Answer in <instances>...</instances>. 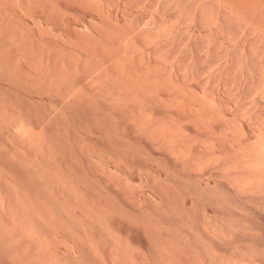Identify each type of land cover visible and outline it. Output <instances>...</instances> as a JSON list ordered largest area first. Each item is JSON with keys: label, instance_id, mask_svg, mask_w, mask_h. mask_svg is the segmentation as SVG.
<instances>
[{"label": "rangeland", "instance_id": "obj_1", "mask_svg": "<svg viewBox=\"0 0 264 264\" xmlns=\"http://www.w3.org/2000/svg\"><path fill=\"white\" fill-rule=\"evenodd\" d=\"M98 1L0 2V264H164L165 235L216 224L195 186L232 188L194 157L264 131V0ZM40 55L50 91L23 77ZM140 112L181 125L186 159Z\"/></svg>", "mask_w": 264, "mask_h": 264}, {"label": "bare ground", "instance_id": "obj_2", "mask_svg": "<svg viewBox=\"0 0 264 264\" xmlns=\"http://www.w3.org/2000/svg\"><path fill=\"white\" fill-rule=\"evenodd\" d=\"M46 1L47 2L51 1L50 4L53 5L52 4L53 0H46ZM86 1L88 2V0H86ZM103 1L99 0L98 2H100L102 5L103 4L105 5V3ZM0 2H1V0H0ZM104 5H103V7H104ZM97 6H100V5L97 4ZM101 8H102V6H101ZM89 22H88V25H89ZM94 26H96V25H94ZM96 27H98V26H96ZM120 27H122V26H120ZM9 36H10V34H9ZM141 36H143V34H141ZM4 37H6V36H4ZM120 40H123V39H120ZM84 41L86 42V40H84ZM88 43H90V42H88ZM88 43L85 44L84 47H81L80 54H78L79 55V59H82V57L84 55H87V56L91 57V55H92L91 54L92 47ZM93 50H95V48ZM16 53H17V51H16ZM93 53H94V51H93ZM24 54H25L24 56H26V57L28 56V53H26V51H25ZM30 54L31 53H29V55ZM47 55H49V54H47ZM39 57H40L39 58L40 60L39 61L37 60V62H36V60H35V62H33L32 60H29V65H30V68H31L30 72L31 73H28V72L24 73L23 77L26 78L27 81H29V83L30 82H38L40 84V86H42V87H44V88H46L47 90L50 91V89L51 90L53 89V87H54V79H56V78H54V71H53V68L50 65L49 58L45 59V57L43 55H40ZM63 58H64V56H63ZM17 59H19V58L17 57ZM96 60H95V62H96ZM116 62H114L111 65V70L112 69L116 70V71L119 70L120 65L116 66L115 65ZM19 63H20V60H19ZM120 63H122V62L120 61ZM96 64H97V62H96ZM121 68H123V67L121 66ZM145 69H147V68H145ZM34 72H35V75L33 74ZM11 73H13V72H11ZM110 73H109V75H110ZM118 73H119V71H118ZM118 73H116L117 77H118V75H117ZM107 78H109V77H107ZM131 78H132V75H131ZM126 79H128V78H126ZM174 86H176V85H174ZM170 88H168V89H170ZM182 90H184V89H182ZM185 92H186L187 95H192L191 92H193V91H190V90H188L186 88ZM48 93H50V92H48ZM194 93H195V91H194ZM133 94H135V93H132L131 96ZM194 96L195 95L193 94V97ZM175 97H176V94H175ZM186 97H187V99L189 98V100H190V96L189 97L186 96ZM170 98H171V96H170ZM174 99L176 100V98H174ZM193 99H195V98H193ZM193 99L191 98L192 102H188V104L185 103L186 105H184L182 102L180 104H183L184 106H186L185 109H187V111L189 112V114H190L189 116H191L193 118H196V119H199V118H201L203 116V114L201 113L200 109H198V107H200L202 105H206L205 104V100L200 99L199 101L193 102ZM160 100H161V98H160ZM163 101H165V100L163 99ZM170 101L171 100H169L168 102H170ZM180 101H182V100H180ZM178 102H179V99H178ZM171 104H172V102H171ZM147 113H150V112H147ZM147 113L144 112V113H141V114L143 116L142 117L143 121H146V125L150 129V131L152 130L153 132L161 134V135L164 134L165 137H167L166 139H168L167 141L172 145L174 150H176L178 153L182 154L184 157L187 156L189 154V147L187 146V144L185 145V143L184 144L179 143L178 140H177V136H176L177 135L176 134L177 128H179V126L181 127V125L178 124V123L176 124V122H175L176 125L173 128V126L169 127L171 125L170 123H169L170 125H167V124H163V123H160V122H152L151 118H150L151 116L148 115ZM191 117H189V118H191ZM202 118H204V117H202ZM226 119H227V117H226ZM218 120H219V118H218ZM163 122H165V121H163ZM20 126H21V124L19 123V127ZM23 126L24 125H22V127ZM206 127H208V126H206ZM223 129H224V127H223ZM183 130H184V128H183ZM228 131H230V130H227V132ZM13 132H14V130H13ZM253 132H254V130H253ZM257 133H258V138H259L258 142H256L257 141L256 139H255V141H252L253 137L250 138V137H248V135H247V138H244L242 140L241 139L240 140L237 139L238 141L234 137V139L236 141L235 140L228 141L227 144H226V150L225 151L220 152V153H216L215 151H212L209 154L207 153V156H199V154L202 155V153L204 152L202 150V148L204 146L208 145L206 142H209L207 139H206L207 140L206 142L203 141V140H205V137L204 138L202 137L203 139L200 138V139H202V141L200 140L198 144L200 146H203L200 149V150H202V153L200 152L198 154V157H196L195 154H194V156H195L194 158L195 159L193 160V163L196 164L199 167H201L203 165H206L208 163H213L215 166L218 167V169H220V171H222L225 174L226 179L228 178V180H227L228 184L231 185L232 188H234V189L231 188L232 190L231 189L229 190V189H226V188H220V190H219L217 185L215 186V188H213V187L210 188L209 184L205 183V181L203 183H200L199 185H197V187L195 186V188L197 189V191L199 193V197L197 196L198 198L197 199L195 198L196 199V203L197 202L199 203V200L204 199L208 203L212 204V207H214V216H212V217H215L216 224L213 222L215 225H213L212 227L210 226L211 229L208 232H210L211 235H165V243L163 245L164 246V251H165L164 264H264V234H263L264 233V131L260 130ZM30 134L33 135V132H31ZM185 134L186 133H183L181 136L183 137V135H185ZM224 134H226V132ZM232 135H235V134L232 133ZM185 137L186 136H184L183 138H185ZM228 137H230V136H228ZM239 137H243V136H239ZM244 137H245V135H244ZM208 138H210V137H208ZM178 139H181V137H179ZM222 140H223V138H222ZM186 141H188V140H186ZM187 143H189V141ZM198 144H197L196 147L199 146ZM210 146L212 147V144H210L209 147H207V148L209 149ZM223 148H224V146H223ZM208 149H206V150H208ZM197 151H199V150H197ZM196 153H198V152H196ZM190 154L192 155V153H190ZM192 157H193V155H192ZM189 158L192 161L191 156ZM185 159H186V157H185ZM186 161H187V164H188V160H186ZM110 172L112 173V171H110ZM197 183H199V181ZM233 190H234V192L240 194L242 198L239 197L240 199H238L237 195H236L237 199L234 198V196L232 195L233 192L231 193V191H233ZM2 203H4V202H2ZM200 203H201V201H200ZM201 205H202V203H201ZM204 207H205V205H204ZM209 224H207V221H206V225H208V227H209ZM198 228L200 229V227H198ZM181 256L182 257L184 256V259H181L180 258Z\"/></svg>", "mask_w": 264, "mask_h": 264}]
</instances>
